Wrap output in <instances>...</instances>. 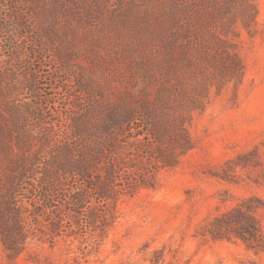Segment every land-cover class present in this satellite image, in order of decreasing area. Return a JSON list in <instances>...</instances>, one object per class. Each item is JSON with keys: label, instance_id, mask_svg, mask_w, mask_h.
<instances>
[{"label": "rangeland", "instance_id": "rangeland-1", "mask_svg": "<svg viewBox=\"0 0 264 264\" xmlns=\"http://www.w3.org/2000/svg\"><path fill=\"white\" fill-rule=\"evenodd\" d=\"M60 4L0 0V107L17 119L0 141L38 171L17 187L26 237L15 253L0 233V264H264L208 233L252 200L264 234V0ZM70 152L97 159L82 176L61 168ZM109 177L99 201L91 183Z\"/></svg>", "mask_w": 264, "mask_h": 264}, {"label": "trees", "instance_id": "trees-1", "mask_svg": "<svg viewBox=\"0 0 264 264\" xmlns=\"http://www.w3.org/2000/svg\"><path fill=\"white\" fill-rule=\"evenodd\" d=\"M26 1V0H25ZM35 6L41 7L44 14L52 13L54 7L49 8L50 4H60V0H30ZM221 41V44L226 43ZM8 113V117H7ZM18 115V114H17ZM131 111L126 110L124 113L120 110L113 111L109 114L115 122L129 117ZM16 111L12 110L10 105L5 102L3 107H0V139L4 137L3 124H13L16 121ZM12 125V126H13ZM2 126V127H1ZM179 135L178 137H180ZM177 147L186 150L189 145V141H173ZM25 146L19 144V148ZM0 149H5L6 153L4 159L0 155V167L4 160H7V169L3 175L0 173V233L7 248L11 251L17 252V244L23 241L26 237L25 228L21 222V207L18 204L17 193L20 185L24 182H30L32 176L35 177L36 171L35 164L28 154H20L15 152L14 143L12 141L3 142L0 141ZM67 149V148H66ZM70 149H67L69 152ZM86 150V149H84ZM68 158L63 161L64 165L61 168L67 169L69 166H73L76 163V168L79 169L78 174L84 176L81 173L87 174L90 166L95 162V156H91L92 159L87 157L74 158L73 152L67 154ZM95 159V160H94ZM91 160H93L91 162ZM80 172V173H79ZM51 171L46 170L42 173V177L38 179L39 184L42 186V190L54 187L56 184V178L51 176ZM112 176V171L109 173ZM58 180V179H57ZM113 177H109L107 181H102L97 184L91 183L96 188V195L99 201H106L110 198L109 193H116L115 182ZM30 185H32L30 183ZM46 188V189H45ZM36 187H33L35 191ZM32 192V191H31ZM45 192V191H44ZM47 193V192H46ZM33 194V193H32ZM46 199V196H44ZM74 206L73 211L78 212L79 209L84 207L85 194L84 192L78 193L71 199ZM259 207L254 201L249 200L232 211L223 214L215 218L208 229V233L214 239H230L232 237L239 238L244 242L247 249L253 250L256 254L264 251V234L262 226L256 217V212Z\"/></svg>", "mask_w": 264, "mask_h": 264}]
</instances>
